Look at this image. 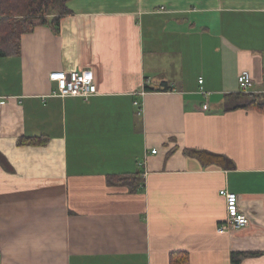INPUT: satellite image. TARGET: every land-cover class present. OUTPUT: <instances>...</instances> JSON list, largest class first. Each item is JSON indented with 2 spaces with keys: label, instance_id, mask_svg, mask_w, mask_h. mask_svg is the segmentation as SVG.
Listing matches in <instances>:
<instances>
[{
  "label": "crops",
  "instance_id": "0c3cea01",
  "mask_svg": "<svg viewBox=\"0 0 264 264\" xmlns=\"http://www.w3.org/2000/svg\"><path fill=\"white\" fill-rule=\"evenodd\" d=\"M67 6L60 32L39 24L0 56V264H264V112L224 107L243 70L264 93V0ZM59 68L93 70L97 94H53ZM223 188L249 224L222 233Z\"/></svg>",
  "mask_w": 264,
  "mask_h": 264
},
{
  "label": "trees",
  "instance_id": "16d2710c",
  "mask_svg": "<svg viewBox=\"0 0 264 264\" xmlns=\"http://www.w3.org/2000/svg\"><path fill=\"white\" fill-rule=\"evenodd\" d=\"M68 0H0V56L17 55L21 52L22 37L33 31L39 24H49L56 32H60L62 17L71 12L67 6ZM149 86L146 85V90ZM224 107L226 110L246 107L255 108L264 112V93L253 91H239L226 94ZM47 137L25 136L20 138L21 143H42ZM186 153L196 154L205 163H220L234 166V161L225 154L198 148H188ZM0 161L9 167L6 159L0 155ZM124 182L135 188L140 183L138 175H119ZM170 264H185L190 260L188 251H172ZM247 253L234 252L233 264H240Z\"/></svg>",
  "mask_w": 264,
  "mask_h": 264
},
{
  "label": "built area",
  "instance_id": "2783aa9c",
  "mask_svg": "<svg viewBox=\"0 0 264 264\" xmlns=\"http://www.w3.org/2000/svg\"><path fill=\"white\" fill-rule=\"evenodd\" d=\"M50 79L56 83L53 94L65 96H80L85 99L97 94L98 88L95 82V74L91 69H74V70H55L50 73ZM200 90L208 95V91L204 88L203 76L199 77ZM238 82L241 91H252L254 78L249 70L239 72ZM2 98L0 97V106ZM134 104L138 107V113L141 114L144 110L142 101L135 99ZM208 109V103L204 105ZM156 152V149H153ZM220 193L226 198L227 215L224 221L218 225L219 232H227L231 229L240 228L249 224V217L242 212L238 204V193L229 191L226 188L220 190Z\"/></svg>",
  "mask_w": 264,
  "mask_h": 264
}]
</instances>
